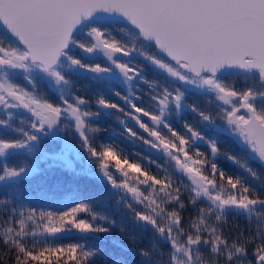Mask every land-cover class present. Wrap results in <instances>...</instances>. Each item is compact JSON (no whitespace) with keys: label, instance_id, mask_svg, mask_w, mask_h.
<instances>
[{"label":"snow or ice","instance_id":"6c2138e0","mask_svg":"<svg viewBox=\"0 0 264 264\" xmlns=\"http://www.w3.org/2000/svg\"><path fill=\"white\" fill-rule=\"evenodd\" d=\"M0 29L3 264H96L85 244L39 238L118 226L92 199L21 208L8 190L41 163L107 185L97 200L116 195L135 225L150 226L153 243L138 251L151 264H264V190L217 163L225 157L264 189L250 163L264 166V0H0ZM147 66L162 79H148ZM113 117L169 167L154 173L102 142ZM47 138L57 143L45 150Z\"/></svg>","mask_w":264,"mask_h":264},{"label":"trees","instance_id":"16d2710c","mask_svg":"<svg viewBox=\"0 0 264 264\" xmlns=\"http://www.w3.org/2000/svg\"><path fill=\"white\" fill-rule=\"evenodd\" d=\"M0 35H3V30L0 29ZM148 79H162L161 76L154 74L151 70V66H147L145 73ZM48 96L55 95L51 89L44 84ZM141 87L147 89L146 85ZM200 97V96H199ZM192 96L191 100H198L202 107L206 106V101L203 98ZM115 99V97H112ZM118 102V101H117ZM120 103V102H118ZM191 116V114H186ZM103 128H107V132H102L100 138L104 143H115L123 150L124 154L129 156L133 161H139L142 165L148 168L150 171L156 173L164 168H168L166 163L167 157L160 154L154 157L152 149L143 145L139 141L131 140L126 135H122L123 129L121 125L113 118L108 119L101 125ZM134 126V125H133ZM179 127L180 123H176ZM115 129V131H113ZM231 137L221 139V147L226 151H232L230 146ZM202 150H207L206 146H200ZM47 150L49 147H46ZM147 157L148 159H144ZM154 160L161 165L160 169L156 168L155 164L148 163V160ZM224 159V160H223ZM222 165L217 162L220 167L230 174L240 175L246 178V182L250 183L258 190L261 189L260 181L252 179L247 173L239 169L231 161L222 157ZM252 166L257 170L262 180H264V169L255 161L250 162ZM42 172L40 175L33 177L20 186L19 189H9L8 195L14 196L17 199V203L21 208H35L38 210L61 212L73 205L74 201L92 199L96 201V209L103 215H106L111 220H115L117 227L112 230L110 235H101L95 237H81L77 233H69L56 238L46 237L39 238L46 240V243L51 245H67L70 243L85 244L88 248L98 251V257L96 258V264H151L150 261L145 260L143 256L139 254L138 249L148 248L153 243V235L150 226L135 225L131 219V213L125 208L123 203H117L118 196L108 194V197L102 198L105 193L108 192L107 185H100L98 181L93 180L89 176H74L70 173H63L61 170L49 171L47 165L42 163L40 165ZM5 192L0 190V196H3ZM126 199H130L129 197ZM139 207V206H137ZM241 227L247 223L246 220L238 221ZM119 225H124L125 232L120 231ZM30 229L35 226L31 221L28 222ZM32 238H29L31 241ZM163 244V242H161ZM43 246V245H41ZM6 248L0 246V252H6ZM4 259L11 264L13 257L5 256ZM0 264H3V260H0Z\"/></svg>","mask_w":264,"mask_h":264},{"label":"rangeland","instance_id":"374dc122","mask_svg":"<svg viewBox=\"0 0 264 264\" xmlns=\"http://www.w3.org/2000/svg\"><path fill=\"white\" fill-rule=\"evenodd\" d=\"M139 59V58H138ZM141 63H144L142 60L140 61ZM147 74V72L145 73V75ZM44 85L45 86H47V87H49L50 89H51V91L52 92H54V94H55V91H54V89L53 88H51V86H49L47 83H44ZM40 91L41 92H43L46 96H48V94H47V92H46V90H45V87L44 86H42V85H40ZM126 94V93H125ZM199 98H203L202 96H200ZM204 99V98H203ZM118 101V100H117ZM118 102H120V101H118ZM121 103V102H120ZM0 115H2V113H0ZM21 115H23V116H27L28 114L27 113H16V116L17 117H19V116H21ZM113 119H115L114 117H113ZM14 122H17L18 123V121H14ZM129 123H131V122H129ZM176 123H180V121H179V119H176L175 120V124ZM57 143V141H54V140H52L51 138H47V142L42 146L45 150H47V148L46 147H52V146H54L55 144ZM48 148V149H49ZM153 152L155 153L154 154V157H156V156H158V155H160L161 153H158V152H156L155 150H153ZM163 155V154H162ZM224 158V157H223ZM224 160V159H223ZM223 160H222V157H219V158H217V162H219L220 163V165H222V162H223ZM20 162H22V161H13V163H20ZM42 164V163H41ZM40 164V165H41ZM91 168H92V171H95V166L94 165H91ZM130 198V197H129ZM137 206H139V207H141L140 205H137Z\"/></svg>","mask_w":264,"mask_h":264},{"label":"water","instance_id":"95a60500","mask_svg":"<svg viewBox=\"0 0 264 264\" xmlns=\"http://www.w3.org/2000/svg\"><path fill=\"white\" fill-rule=\"evenodd\" d=\"M201 146V145H200ZM259 164V162H257ZM260 165V164H259ZM261 166V165H260ZM264 169V166H261Z\"/></svg>","mask_w":264,"mask_h":264}]
</instances>
